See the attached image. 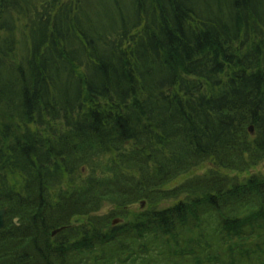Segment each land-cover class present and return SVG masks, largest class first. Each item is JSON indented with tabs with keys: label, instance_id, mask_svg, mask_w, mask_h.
<instances>
[{
	"label": "trees",
	"instance_id": "trees-1",
	"mask_svg": "<svg viewBox=\"0 0 264 264\" xmlns=\"http://www.w3.org/2000/svg\"><path fill=\"white\" fill-rule=\"evenodd\" d=\"M262 163L264 0H0V264H264Z\"/></svg>",
	"mask_w": 264,
	"mask_h": 264
},
{
	"label": "rangeland",
	"instance_id": "rangeland-1",
	"mask_svg": "<svg viewBox=\"0 0 264 264\" xmlns=\"http://www.w3.org/2000/svg\"><path fill=\"white\" fill-rule=\"evenodd\" d=\"M209 168H211L210 164L207 163L204 166L200 167L199 169H197L196 171H194L192 174L187 175V176H183L181 178H179L177 181H175L174 183L170 184L168 186V188H173L176 185H179L181 182H183L184 180H186L187 178L191 177L193 174H203L205 171H207ZM231 176H237L239 179L243 180L245 178H247L248 176L252 175V174H261L264 175V163H262L259 167L252 169L249 173L246 174H241V173H229ZM112 209V207L108 206L105 207L99 215H105L107 214L110 210ZM133 210V212H138L140 210H143V207L140 206V204H137L135 206H133L131 208ZM145 209V208H144Z\"/></svg>",
	"mask_w": 264,
	"mask_h": 264
},
{
	"label": "water",
	"instance_id": "water-1",
	"mask_svg": "<svg viewBox=\"0 0 264 264\" xmlns=\"http://www.w3.org/2000/svg\"><path fill=\"white\" fill-rule=\"evenodd\" d=\"M251 132L253 133V129H250ZM144 206V204H143ZM6 210H0V230H2L5 226V216H6ZM118 221H115L114 224H117ZM61 230H58L53 233V236H55L57 233H59Z\"/></svg>",
	"mask_w": 264,
	"mask_h": 264
}]
</instances>
